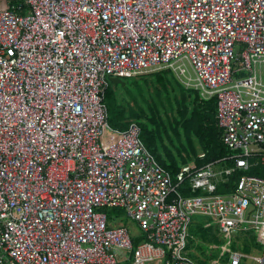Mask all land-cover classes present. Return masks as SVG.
I'll list each match as a JSON object with an SVG mask.
<instances>
[{
  "label": "built area",
  "instance_id": "built-area-1",
  "mask_svg": "<svg viewBox=\"0 0 264 264\" xmlns=\"http://www.w3.org/2000/svg\"><path fill=\"white\" fill-rule=\"evenodd\" d=\"M163 70L215 99L227 156L173 174L135 120L110 124L108 80ZM258 163L264 0L0 3V264H219L191 241L221 246L225 264H264L236 239L253 232L264 249V177L247 173ZM197 215L220 244L190 237Z\"/></svg>",
  "mask_w": 264,
  "mask_h": 264
},
{
  "label": "rangeland",
  "instance_id": "rangeland-1",
  "mask_svg": "<svg viewBox=\"0 0 264 264\" xmlns=\"http://www.w3.org/2000/svg\"><path fill=\"white\" fill-rule=\"evenodd\" d=\"M9 2L12 0H0L1 2ZM125 85L114 83L110 79L109 88L107 94H110L111 91H114L113 94L118 103L122 104L126 110H128V116L123 120L127 121L129 119L137 120L145 124L150 125V127L157 128L155 123L160 122L163 127L161 129V139L157 141V147L161 152V155L168 158L167 151L173 155L176 161H183V158H191L190 143L187 140L184 131L179 130V135L175 133V125L178 121L179 108L183 105V102L187 104L188 108V117L191 114L193 109V97L190 95L182 96L180 92V85L173 78V76H166L165 83L161 84L153 80L152 77L147 79H139V88L133 86V78H123ZM112 109V105L109 104V112ZM182 123V122H180ZM180 123L178 125H180ZM191 143L196 150V153L201 152V146L198 142V139L195 136H191ZM119 212V211H118ZM212 220L206 216H193L192 223L189 227L190 237L196 238L201 237V231L197 225H203L206 222H211ZM119 222L126 225L132 236H139L143 238L141 230L139 229L137 223L131 218L127 217L125 213L120 212ZM212 237L218 236L217 230L214 225H211ZM255 233H249L247 236H236L238 239L241 250L248 252L253 256H262L263 255V245L257 243ZM196 240V239H195ZM208 242L207 240H205ZM222 239L220 238V242ZM217 245L220 243H216ZM220 248H216L214 245L213 248H209L208 244H199L197 242L191 241L188 249L190 254L199 255L205 259L217 258L219 264H225V259L221 257ZM209 252L207 253V251ZM241 264H255L254 261L250 259H243Z\"/></svg>",
  "mask_w": 264,
  "mask_h": 264
},
{
  "label": "trees",
  "instance_id": "trees-1",
  "mask_svg": "<svg viewBox=\"0 0 264 264\" xmlns=\"http://www.w3.org/2000/svg\"><path fill=\"white\" fill-rule=\"evenodd\" d=\"M11 3L18 4L21 0H12ZM173 76V74L168 70L158 71L153 73L149 76H143L134 79L133 86L139 88V79L143 78L147 79L148 77H152L153 80L157 81L158 83H165V77ZM175 79V77L173 76ZM176 80V79H175ZM177 81V80H176ZM178 85H180V92L182 96L185 97L186 95H190L193 97V109L191 111L190 116L188 117V108L185 101L183 105L178 109V121L175 125V133L179 135V130L184 131V134L187 140L190 143V150L192 152L191 158H183V161H176L170 151H167L168 158L166 156L161 155L157 147V141L161 139V127L162 125L160 122L155 123L157 128L150 127V125L145 124L143 122H139L135 120L141 127V138L146 145V147L155 155L156 159L160 164H162L165 168H167L171 173H175L179 166L183 163H188L194 161L197 165H202L208 162H212L218 159H221L229 154V150L221 141V131L216 124L215 113H216V102L215 99H210L207 101H202L198 93L192 90H186L178 81ZM108 90V89H107ZM114 91H111L110 94H105V100L108 107L109 113V122L112 126L124 129L127 127L128 122L133 119H129L127 121H123L128 116V110L118 103L115 99L113 94ZM109 104L112 105V109L109 112ZM164 129V128H163ZM195 136L198 139V142L201 146V152L204 153V158H200L199 154L196 153L192 143H191V136ZM230 163V162H228ZM243 172H238L234 176H232V186L233 181L236 176L241 175ZM247 173L252 174H259L264 177V164L258 163L250 168ZM231 187L227 189L220 188L219 192H226L231 190ZM201 231V237L207 241H213L215 243H221L218 236L212 237L210 234L211 228H199ZM137 242V240H135ZM136 244V243H135ZM233 248H236V243L233 244ZM241 248V246H240ZM246 251V250H245Z\"/></svg>",
  "mask_w": 264,
  "mask_h": 264
},
{
  "label": "water",
  "instance_id": "water-1",
  "mask_svg": "<svg viewBox=\"0 0 264 264\" xmlns=\"http://www.w3.org/2000/svg\"><path fill=\"white\" fill-rule=\"evenodd\" d=\"M111 81H113L114 83L120 84V85H122V86L125 85V82H124L122 79L117 78V77L112 78Z\"/></svg>",
  "mask_w": 264,
  "mask_h": 264
},
{
  "label": "crops",
  "instance_id": "crops-1",
  "mask_svg": "<svg viewBox=\"0 0 264 264\" xmlns=\"http://www.w3.org/2000/svg\"><path fill=\"white\" fill-rule=\"evenodd\" d=\"M135 240H137V241H138V240H139V237H138V236H135ZM135 243H137V242H135Z\"/></svg>",
  "mask_w": 264,
  "mask_h": 264
}]
</instances>
